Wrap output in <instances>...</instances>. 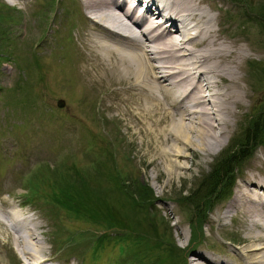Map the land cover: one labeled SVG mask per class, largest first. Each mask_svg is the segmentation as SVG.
Listing matches in <instances>:
<instances>
[{
    "label": "rangeland",
    "instance_id": "rangeland-1",
    "mask_svg": "<svg viewBox=\"0 0 264 264\" xmlns=\"http://www.w3.org/2000/svg\"><path fill=\"white\" fill-rule=\"evenodd\" d=\"M218 4L224 5L225 13L233 12L227 7L235 9L232 16L238 25L229 35L248 36L252 56L264 63V0H218ZM241 11L255 14L256 20L242 21ZM83 23L77 0H0V205L4 201L26 209L42 222L41 241L51 264H191L198 252L240 264L241 257L232 251L247 245L243 238L248 229L239 218L222 216L234 196V185L248 172L264 176V132L249 155L246 151L237 157L231 192L221 199L216 196L204 220L188 199L245 138L250 122L264 121V77L250 76L258 91L245 97L247 106L236 116L228 142L203 164L192 155L193 172L166 183L163 164L146 166L149 157L141 135L127 116L122 117L127 108L124 96L106 85L91 86L80 76L77 35ZM62 55L69 70L70 60L76 65L79 79L73 73L61 76ZM53 66L56 72L49 71ZM243 73L241 84L251 94L245 69ZM116 129L122 133L119 148L112 139ZM87 130L104 134L109 154L101 167L93 165L88 153L93 145L95 153L104 143L98 142V134L88 139ZM76 170L88 178L76 181L89 188L90 198L85 193L86 205L81 206L93 218L84 212L87 217H81L83 213L57 201L62 199L56 195L63 192L61 187L74 183ZM140 184L152 192L151 198L134 193L133 185ZM109 206L123 222L113 224V218H106ZM4 235L0 226L1 240ZM18 256L15 245L0 248V264H18Z\"/></svg>",
    "mask_w": 264,
    "mask_h": 264
},
{
    "label": "bare ground",
    "instance_id": "bare-ground-1",
    "mask_svg": "<svg viewBox=\"0 0 264 264\" xmlns=\"http://www.w3.org/2000/svg\"><path fill=\"white\" fill-rule=\"evenodd\" d=\"M77 5L84 22L77 35L80 76L91 86L106 85L124 96L122 117L127 116L141 135L149 157L146 166L163 164L166 183L181 180L193 172L192 155L203 164L228 142L236 116L247 106L245 97L258 91L250 76L264 77V63L252 56L250 38L229 35L238 25L234 8L227 7L233 12L225 13L218 0H77ZM243 17L256 20L255 14L241 11ZM63 56L61 76L73 73L79 79L76 65L70 60L71 72ZM54 67L49 71L56 72ZM244 69L251 94L241 84ZM111 132L119 148L122 133ZM85 133L88 139L98 134V142H105L101 130ZM93 149L88 157L100 165L108 148L104 143L95 153ZM247 175L234 185L222 218H239L248 229L243 238L247 245L232 251L241 257L240 264H264V176ZM2 203L0 226L5 235L0 248L15 245L18 264H51L41 241L42 222L20 204L18 209ZM191 264L234 261L198 252Z\"/></svg>",
    "mask_w": 264,
    "mask_h": 264
},
{
    "label": "trees",
    "instance_id": "trees-1",
    "mask_svg": "<svg viewBox=\"0 0 264 264\" xmlns=\"http://www.w3.org/2000/svg\"><path fill=\"white\" fill-rule=\"evenodd\" d=\"M261 119H264V116L261 117ZM264 121H261L259 119L252 120L248 125V127L245 130V138L239 143L238 146L235 147V149L231 152V154L227 155L224 157V159L215 167L214 171L206 178L204 179V182L202 183L201 187L197 189L194 193V195H191L188 199V202L190 204H193L197 209H198V215L201 220H204L207 216L206 209L207 207L210 209L215 203L216 198L218 199L226 197V195H229L230 188L231 186V181H233V163H235V160L237 157H241L245 155V152L247 153L246 155L250 154V151L254 150L256 147L254 144L261 138V134L264 132ZM253 145L251 149H249L248 146ZM102 166V165H98ZM76 173L74 174L75 180L74 183H68L65 184V186H62L63 192L56 193L57 198H62L58 199L57 201L60 202L63 206H67L71 209H74L76 214H81V213H86L89 214L88 217L93 218L94 215H92L91 211H89L88 208H84L81 205H86L83 199V195L86 193V197H89L88 194V186L84 188L83 186H77V181L78 180H87L88 178H84V176L81 175L82 172L76 170ZM77 176V177H76ZM130 176V175H129ZM77 180V181H76ZM127 182V180H126ZM230 182V183H229ZM130 183V182H129ZM132 186V185H131ZM134 187V193L139 195L140 198L142 199H147L151 198L153 196L152 192L142 184L140 186L133 185ZM131 188L128 186L126 189ZM124 186L122 188V193L126 194L123 192ZM133 191L132 189H130ZM128 190V191H130ZM130 191V192H131ZM62 193L64 196L62 197ZM54 195V194H53ZM217 196V197H216ZM123 198V196H122ZM105 204V203H104ZM106 205V204H105ZM82 211V212H81ZM105 216L106 218H110L112 221V218L114 219V223H120L123 222L122 217L119 216V214L114 213L115 210H113L112 207L109 206V209L105 210ZM81 214V217H87L86 214ZM116 222V223H115ZM111 226V223H110Z\"/></svg>",
    "mask_w": 264,
    "mask_h": 264
},
{
    "label": "water",
    "instance_id": "water-1",
    "mask_svg": "<svg viewBox=\"0 0 264 264\" xmlns=\"http://www.w3.org/2000/svg\"><path fill=\"white\" fill-rule=\"evenodd\" d=\"M63 104H64V102L61 100V101H60V106H62Z\"/></svg>",
    "mask_w": 264,
    "mask_h": 264
}]
</instances>
